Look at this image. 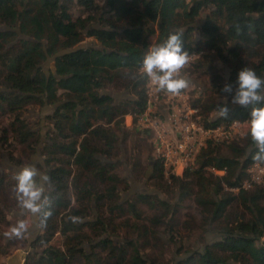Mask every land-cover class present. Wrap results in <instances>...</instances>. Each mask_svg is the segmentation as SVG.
Wrapping results in <instances>:
<instances>
[{
    "label": "trees",
    "instance_id": "1",
    "mask_svg": "<svg viewBox=\"0 0 264 264\" xmlns=\"http://www.w3.org/2000/svg\"><path fill=\"white\" fill-rule=\"evenodd\" d=\"M73 5L85 14L73 17ZM181 29L189 57H195L182 75L188 88L180 90L199 108L206 126L247 123L250 107L232 103L222 87L234 85L244 66L264 76V0H0V116L9 118L11 136L0 129L2 149L17 143L31 158L41 137L26 115L57 105L45 119L49 130L41 150L50 215L45 225L38 217L40 234L27 244L30 250L23 264H75L81 259L84 264H101L104 258L112 264H148L141 247L162 253V233L172 245L179 240L177 204L167 198L172 193L179 202L194 203L201 230L214 227L219 232V238L200 251L188 253L181 243L177 251L185 255L175 264H264V183L241 188L247 169L254 163L264 165L253 158L257 149L248 130L243 136L207 141L181 177L165 176L151 151L145 170L143 151L134 153L126 163L132 178L144 176L155 193L121 198V192L129 190L127 179L116 172L130 136L124 117L139 115L147 102L148 77L141 61L151 38L161 43ZM84 38L94 39L101 49L89 46L64 54L53 61L56 75L45 74L42 65L48 57L75 48ZM224 70L229 71L227 77ZM192 82L211 95L203 99L200 89L193 95ZM112 90L127 97L116 102L107 93ZM220 105L228 106V114L212 117ZM131 135L134 149L151 137L142 129ZM148 145L152 143L144 147ZM7 158L17 168L23 164L12 152ZM15 183H6L0 173V194ZM235 203L241 210H233ZM142 207L154 213L147 217ZM4 218L0 210V221ZM122 226L124 238L117 242ZM84 228L89 231L82 233ZM57 234L65 238L61 246L52 243ZM17 237L21 235L8 245Z\"/></svg>",
    "mask_w": 264,
    "mask_h": 264
},
{
    "label": "rangeland",
    "instance_id": "2",
    "mask_svg": "<svg viewBox=\"0 0 264 264\" xmlns=\"http://www.w3.org/2000/svg\"><path fill=\"white\" fill-rule=\"evenodd\" d=\"M71 13L72 16H79L81 14H85L84 10H82L79 6L73 5L71 7ZM158 44L156 42L155 37L151 38L150 41V46L152 47L153 45ZM82 47H89V46H98L97 42L92 39V38H84V40L79 44ZM194 59V58H193ZM192 59V60H193ZM191 60V61H192ZM191 63V62H190ZM52 65L53 62L50 60L48 62H45L42 65V69L44 70L45 74H49L52 71ZM216 67L218 69H221V64L216 63ZM187 68H182L181 69V75L187 72ZM225 77L228 76L229 71L224 70ZM185 77V76H184ZM193 86L190 87V89H195L196 93L193 95H197L199 93V89L202 90V98L205 99L211 95V92H207V90L203 89L202 87L196 85V83L192 82ZM196 86V88H195ZM186 88L187 85H186ZM109 95H111L116 102L119 100H122L123 98L127 97V94L121 91H116L112 90L111 92H107ZM32 107H30L29 110H31ZM47 113L46 110L42 111V109L35 108L31 111H28L26 118L30 120V124H32L33 130L38 132L39 134L41 133L43 135V132L46 131L47 125L45 123V114ZM212 117H218L219 114L218 112H214L212 114ZM130 115H127L124 117V129L125 133L129 134L130 136L127 138L125 141L124 145L126 147L124 155L122 154V163L124 165H119L116 169V172L118 175L122 178L127 179V185L129 186V190H125L121 192V198L123 201H126L128 198H130L132 195L137 194V193H144V194H152L155 193L154 190H152V182H147L145 183L143 181L144 176L142 178H137L134 180L131 176L129 167L127 166L128 159L130 160L129 157L132 155L137 154L138 151H143V153H140V158L145 165V170L148 169L149 167V161H147L146 155L150 153H153V146H147L144 147V144L147 145L151 142L152 136L148 137L147 143L144 142L143 146L141 149L133 148V139H135L134 135H131L132 133L134 134L135 130H138L139 127H137L135 120L129 117ZM8 122L9 118L6 115L0 116V129H6L8 131V135L10 136L9 132V127H8ZM46 127V128H45ZM248 130V124L244 125L243 127H240L237 132L233 134V137H239L243 136ZM1 135V132H0ZM132 136V137H131ZM11 137V136H10ZM140 137V136H139ZM144 138L147 136L143 135ZM141 138V137H140ZM230 138V139H231ZM7 152L10 153L12 152L15 157L20 158L22 160V165L21 167L17 168L15 166H12L7 158ZM23 152V147L19 144H14L12 147H7L6 151L0 144V173L3 174L5 177V182L8 184H12L13 182L15 183V174L18 170L25 166H34L38 172L40 169L38 168L37 165V156H34L33 158H26L24 156ZM164 171V170H163ZM41 173V172H39ZM218 174H222V172H218ZM180 177V176H179ZM37 180H41L40 176L38 175L36 177ZM44 187L46 186L44 181H40ZM264 183V181H263ZM261 183V184H263ZM264 185V184H263ZM236 192V191H234ZM160 196L163 198L164 196L160 194ZM177 194H171L168 195L167 198L170 199V203L172 205H176V208H178V212L176 214V223L177 224V229L178 233L177 238L179 239L176 244H170V238L168 237V234L162 233V241L166 245L162 253L154 249L152 246L147 249H143L141 247V255L143 256L144 259L148 261V264H152L151 260H156V264H175L176 261L180 260L184 253L180 255L178 253L177 248L180 247L181 243L183 245V249L190 253L191 251H200L203 249L205 244L212 243L216 241L219 238V232L214 228V227H207L203 230H201L199 225V216L197 212V207L194 205V203L190 200L187 199L183 202H179V198L177 197ZM166 197V196H165ZM0 210H2L5 218L3 221H0V264H23L25 257H26V251L27 249V244L28 241L31 239H34L36 236L40 234V229L38 228L37 225V214L32 213L30 210H22L21 206L19 204V201L17 200V193L14 188H7L0 194ZM142 210L144 211V215L149 217L151 216L154 212L152 210L146 209L145 207H142ZM233 210L238 211L241 210V207L235 203L233 205ZM246 219H248L249 213L245 212ZM20 219H23L25 224H26V230L24 233L21 235V237H17L18 239L15 241L14 244L8 245L9 240L14 238L16 234L12 232V227L18 223ZM90 219V218H89ZM84 221V220H83ZM147 225L148 223L145 222ZM89 230L88 228H84L82 230V233H87ZM117 234L115 236V240L117 242H122L125 234V228L122 226ZM64 237L57 234L55 238L53 239V244L56 246H61L62 243L64 242ZM141 242L137 243L140 245ZM83 248L87 250L88 252L91 250L90 246L87 244L83 245ZM97 252H99L98 249H96ZM100 253V252H99ZM102 257L104 256L101 254ZM104 258V257H103ZM112 261H108L105 258L102 259L101 264H112ZM75 264H84V261L78 260ZM127 264V263H125ZM233 264V263H229Z\"/></svg>",
    "mask_w": 264,
    "mask_h": 264
},
{
    "label": "clouds",
    "instance_id": "3",
    "mask_svg": "<svg viewBox=\"0 0 264 264\" xmlns=\"http://www.w3.org/2000/svg\"><path fill=\"white\" fill-rule=\"evenodd\" d=\"M184 30L170 32L163 42L153 45L143 56L141 68L157 91L178 93L188 83L180 74L189 61V52L184 47ZM222 92L231 94L232 103L250 107L248 134L257 149L253 158L264 162V76L258 75L254 68L244 66L238 71L235 84H224ZM218 114L226 116L228 106L220 105ZM38 175L41 180H48V177L39 173L34 166L21 168L15 174V190L21 209L37 214L39 223L45 225L50 210L45 207V187L36 179ZM25 230L23 219L12 227V232L16 235H22Z\"/></svg>",
    "mask_w": 264,
    "mask_h": 264
},
{
    "label": "built area",
    "instance_id": "4",
    "mask_svg": "<svg viewBox=\"0 0 264 264\" xmlns=\"http://www.w3.org/2000/svg\"><path fill=\"white\" fill-rule=\"evenodd\" d=\"M183 68L190 66L191 60ZM147 102L145 109L133 120L139 129L151 133L153 159L161 162L165 176H182L186 169L193 166L196 157L207 141L219 142L230 139L240 127L247 123L234 121L227 126H206L190 96L179 90L173 93L156 90L148 78L146 84ZM218 174L217 171L212 170ZM248 178L241 188L250 189L264 181V165L254 163L247 169ZM237 191V189H231Z\"/></svg>",
    "mask_w": 264,
    "mask_h": 264
},
{
    "label": "flooded vegetation",
    "instance_id": "5",
    "mask_svg": "<svg viewBox=\"0 0 264 264\" xmlns=\"http://www.w3.org/2000/svg\"><path fill=\"white\" fill-rule=\"evenodd\" d=\"M44 110L47 111V113L45 114L46 116H44L45 119H46L47 116H49V115H51V114L53 113V111H51V110L49 109V107H43V108H42V111H44ZM45 119H44V120H45ZM45 128H46V127H45ZM48 130H49V129L46 128V131L43 132V135L40 133L41 143H40V145L37 147V149H36V151L34 152V154L31 156V158H33L34 156H37V159H38V161H37V165H38L39 167L42 168V171L40 170L39 172H41V174H43V175H44L43 172H44L45 168H44V157H43L42 154H41V150H42L43 146H44L45 143H46L45 135H46V133H47ZM38 181H41V180L39 179ZM44 183H45V185H46V186H45V192H46V191H49V190H50V186H49L48 182H47V181H44ZM37 225H38V215H37ZM38 228H39V226H38ZM36 238H37V236H36L34 239L29 240L28 243L33 242ZM27 249H28V250L26 251V255H27V253L29 252L30 248H27Z\"/></svg>",
    "mask_w": 264,
    "mask_h": 264
},
{
    "label": "water",
    "instance_id": "6",
    "mask_svg": "<svg viewBox=\"0 0 264 264\" xmlns=\"http://www.w3.org/2000/svg\"><path fill=\"white\" fill-rule=\"evenodd\" d=\"M20 38H24V37H23V36H20ZM97 47H98L99 49H101V47H100L99 44H98ZM80 48H84V47H82V46H80V45H77V46H76L75 48H73V49H68V50L61 51V52L55 54L53 57H48L46 62H48V61H50V60L53 62L56 58H58V57H60V56H62V55H64V54L74 52V51H76V50H78V49H80ZM52 72H53L54 75H56V74H55L54 62H53V65H52ZM0 91H1V89H0ZM56 107H57V105L54 106V107H50L49 109H50L51 111H53ZM149 194H150V193H149Z\"/></svg>",
    "mask_w": 264,
    "mask_h": 264
}]
</instances>
